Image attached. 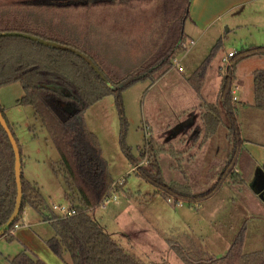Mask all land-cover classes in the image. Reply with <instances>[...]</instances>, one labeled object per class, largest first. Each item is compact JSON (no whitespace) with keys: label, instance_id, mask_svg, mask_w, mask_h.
I'll return each instance as SVG.
<instances>
[{"label":"rangeland","instance_id":"obj_1","mask_svg":"<svg viewBox=\"0 0 264 264\" xmlns=\"http://www.w3.org/2000/svg\"><path fill=\"white\" fill-rule=\"evenodd\" d=\"M124 2L79 5L77 10L57 8L50 10L44 19L33 13L22 19L20 25L23 20L31 21L42 26L38 29L54 30L56 37L66 40H72L71 35L76 36L79 30L83 40L87 37L88 46L85 41L77 42L83 48L90 46L95 50L102 68L119 77L122 71L131 72L140 67L153 54L147 42L158 28L164 0ZM11 10L14 9L0 7V13L7 19ZM11 19L1 26L6 28L10 23L17 26L18 22ZM248 19L240 25L229 22L199 42L194 38L195 45L177 58L182 72L175 62L169 70L157 74L156 81H140L125 88L121 92V109L116 97L109 95L84 114L87 129L99 141L111 178L118 186L122 183V188L115 189L112 198L90 215L127 252L146 264H184L171 244L194 258L199 254L223 257L238 237L243 239L244 253L257 252L264 246V190L252 188V176L245 180V174L253 175L255 170L251 167L242 170L240 176L234 174L220 185L232 151L227 139V119L223 116L225 125L210 138L206 137L202 121V113L206 112L204 104L216 103L219 80L231 66L230 59L223 62L224 57L249 45H264V29ZM186 33L195 34L190 27ZM218 44L221 46L211 63L208 83L199 97L187 79ZM98 50L103 54H98ZM257 69H264V58H251L238 65L234 83V87L240 86L238 103L245 100L246 92L251 91L253 96L252 73ZM23 96L19 83L0 88V105L14 125L23 151L25 178L39 185L50 211L54 204L69 206L70 202L63 196L68 184L64 175L54 172L60 155L34 117L33 109L17 104ZM66 107L70 112L76 111L74 105ZM252 115V122L239 117L242 139L264 144V115L251 111L250 118ZM122 137L133 159H139L140 151L147 146L145 151L157 156L167 182L193 194L208 192V199L190 204L177 197H165L161 191V195H156L158 189L133 172L134 165L122 148ZM146 140L151 145H146ZM147 162L148 157L140 166H147ZM44 228L54 234L50 225ZM7 251L9 247L0 241V252Z\"/></svg>","mask_w":264,"mask_h":264},{"label":"trees","instance_id":"obj_2","mask_svg":"<svg viewBox=\"0 0 264 264\" xmlns=\"http://www.w3.org/2000/svg\"><path fill=\"white\" fill-rule=\"evenodd\" d=\"M114 1L119 0H33L29 7L11 8L14 10L8 15L12 18L11 21L18 23L17 26L10 23L6 28L1 24L10 18L7 19L4 14L0 15L4 17L0 18V88L13 83L22 85L24 96L17 104L32 108L35 118L47 131L49 139L60 155V162L54 168V172L56 175H64L68 184L65 199L70 202L69 207L77 211L75 216L69 218H60L52 211L50 216L44 217L54 230V237L47 241V245L60 259L69 256V264H142L90 215L112 198L115 189H121L122 186H118L111 178L99 141L87 129L84 114L109 95L116 97L121 109V92L125 88L140 81L154 82L157 74L169 70L174 61L186 52L184 45L188 41V36L185 33V25L192 0H164L158 28L153 30L147 42L148 49H152L153 54L140 67L132 69L131 72L122 71L119 77L115 74L110 75L102 68L95 50L89 46V51L77 42L85 41L87 44V37L84 36L83 40L79 30L76 36L71 35L72 40H66L56 37L53 34L54 30L38 29L42 26H36L31 21L23 20L22 25L20 24L22 19L33 13L40 14L44 19L50 10L57 8L74 7L73 9L77 10L79 5ZM120 1L125 3L124 1L130 0ZM27 25L31 27L26 28ZM220 46L216 45L211 55L188 79L199 96ZM98 51V54H103V51ZM251 57H264V45L243 48L230 58L231 66L222 78L218 102L207 103L206 112L202 116L207 138L215 135L219 127L225 123L223 116L227 119L225 123L229 129L227 139L232 145V151L221 174L220 185L229 177L236 175L237 168L241 171L248 170L249 166L255 168V160L244 148L248 140L242 139L239 117L245 118L248 108L264 115V70H256L253 73L252 106L235 101L233 93L236 68L242 61ZM68 105H74L76 111L70 112L66 107ZM0 109L18 145L24 169L23 151L16 137L14 125L7 119L1 105ZM145 143L149 145L150 141L146 140ZM146 147L140 151L139 159H133L122 137L124 154L136 168L134 173L155 186L165 197H177L190 204L208 199L210 196L208 192L196 195L181 189L173 182H167L157 156L149 155L145 151ZM150 152L152 153V149ZM147 157V166H140ZM245 176V180H248L252 174ZM22 187L21 211L10 231L20 224L27 207L42 211L46 206L38 185L28 181L24 171ZM17 198L16 154L9 134L0 122V228L14 214ZM243 245V239L238 237L223 257L199 254L198 258H194L178 245L171 244L184 264H264V246L257 252L244 253ZM9 263L45 264L26 251L9 260Z\"/></svg>","mask_w":264,"mask_h":264},{"label":"crops","instance_id":"obj_3","mask_svg":"<svg viewBox=\"0 0 264 264\" xmlns=\"http://www.w3.org/2000/svg\"><path fill=\"white\" fill-rule=\"evenodd\" d=\"M32 4H33V0H21V1L19 0H0V7H3V8H13V7H21V6L29 7ZM247 18H249L248 20H251L252 22L256 24L261 25V28L264 29V0H192L190 8H189V17L185 25V33L187 32L188 27H190V29L193 30L195 34L193 36H190L186 33V35L188 36V39L195 40L194 38H197L199 42L203 40L204 38H207L209 35L214 34L216 31H219V29L221 27L223 28L225 24L229 25V22H232L235 25H240L241 23L248 22ZM259 22H261V24H259ZM249 46H257V45H249ZM184 56L181 57L182 60L184 59ZM224 58H227V57H224ZM251 58L263 59L264 57H251ZM251 58H248V59H251ZM179 66L182 67L181 65ZM257 70H264V69H257ZM208 71L209 72L207 73V77L208 75H210V72L212 71V66H210ZM253 73H252V76H253ZM208 79L209 77L206 79L202 92L206 88V83H208ZM158 81L159 80H157V82ZM221 81L222 79L219 80V83H218V86H219L218 93L220 90ZM239 87L240 86H235V89H234L235 101L237 102H240L236 97ZM251 89L253 91V83H252ZM244 96H245L244 97L245 100L241 101V103L245 104L246 106L247 105L252 106L254 104V97H253L254 93L252 96L251 91L248 93L246 92ZM199 97H202V93H201V96ZM216 98H217V101H216L217 103L218 94ZM207 103L216 104V103L206 102L204 106ZM246 111L248 113L246 114L247 116L244 118V121L252 122L253 120L252 118L254 117V115H252L250 118L249 116L251 112L250 108H248V110ZM202 116H203V113H202ZM248 130H251V129H248ZM244 148L255 160V168H254L255 175H256V172L259 170L264 174V144L247 141L244 144ZM250 167L251 166H249V168ZM235 172L240 176L241 170L237 168ZM253 177H254V172L252 175V180H253ZM34 183L37 184L36 182ZM263 190H264V187L261 188V191ZM157 193H159V190H157L156 195ZM159 194L161 195V193ZM42 195L44 196V194ZM63 196L65 199V193H63ZM144 198L145 200H147V196ZM129 199H130V196L128 195V201L130 202ZM135 201L136 199H134L132 203H134ZM202 202H199V203H202ZM51 214L52 212L50 211V206L48 205L44 206L42 208V211H36L31 207H27L24 211L19 227L14 228L13 230L9 231L8 234L0 238V241H3V243H5L7 247H9L10 249V251H7V253L0 252V264H10L9 260H11L12 258H14L15 256H17L19 253L23 251H26L32 256L42 260L45 264H69L70 263L69 256L66 255L64 259L62 260L59 257H57L47 245V241L53 238L54 234H51V232H48L44 228L46 225L51 226L50 222L44 220V217H48ZM10 254H13V255H10ZM6 257H9V258H6ZM140 261L141 263L146 264L142 260Z\"/></svg>","mask_w":264,"mask_h":264},{"label":"water","instance_id":"obj_4","mask_svg":"<svg viewBox=\"0 0 264 264\" xmlns=\"http://www.w3.org/2000/svg\"><path fill=\"white\" fill-rule=\"evenodd\" d=\"M0 122L3 125V127L5 128V130L7 131V133L9 134L10 140H11L12 145H13L14 150H15V154H16V180H17V185H18V198H17L15 212L12 215V217L9 219V221L0 228V238H1L5 234H7V232L10 231L11 226L13 225L14 221L19 217V214L21 211V205H22V199H23V187H22L23 169H22V160H21V155H20L18 145H17L12 133L10 132V130L7 126V123H6L4 117L1 113V109H0Z\"/></svg>","mask_w":264,"mask_h":264},{"label":"built area","instance_id":"obj_5","mask_svg":"<svg viewBox=\"0 0 264 264\" xmlns=\"http://www.w3.org/2000/svg\"><path fill=\"white\" fill-rule=\"evenodd\" d=\"M194 45H195V41L194 40L187 41L185 43V45H184V48H185L186 52H188L189 49L192 46H194ZM233 55H234V53H230L227 56V58L223 59V62H227L230 58L233 57ZM175 62H177V59L174 61V63ZM176 64L179 67V70L183 71V68L179 66V63L177 62ZM233 93H235V92L233 91ZM135 170H136V168H134V171ZM120 185H122V183ZM52 210H53L52 212L57 213L58 217H60V218H69V217L75 216L77 214V211L75 209L70 208L69 206H65V205H56V204H54ZM18 227H19V225H17L15 228H18Z\"/></svg>","mask_w":264,"mask_h":264},{"label":"flooded vegetation","instance_id":"obj_6","mask_svg":"<svg viewBox=\"0 0 264 264\" xmlns=\"http://www.w3.org/2000/svg\"><path fill=\"white\" fill-rule=\"evenodd\" d=\"M253 179L252 188L258 190L264 187V174L260 170L256 172V175L254 172Z\"/></svg>","mask_w":264,"mask_h":264}]
</instances>
